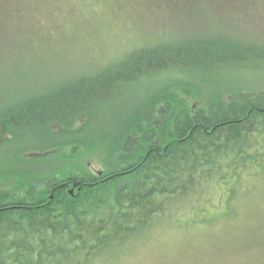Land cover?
Listing matches in <instances>:
<instances>
[{
  "label": "trees",
  "instance_id": "obj_1",
  "mask_svg": "<svg viewBox=\"0 0 264 264\" xmlns=\"http://www.w3.org/2000/svg\"><path fill=\"white\" fill-rule=\"evenodd\" d=\"M254 60L264 62V42L142 43L92 76L1 103L0 264L117 259L168 213L217 199L218 221L232 219L247 196L262 197L264 91L218 89L200 102L187 78L211 84L212 71ZM58 155L89 163L38 168Z\"/></svg>",
  "mask_w": 264,
  "mask_h": 264
},
{
  "label": "rangeland",
  "instance_id": "obj_2",
  "mask_svg": "<svg viewBox=\"0 0 264 264\" xmlns=\"http://www.w3.org/2000/svg\"><path fill=\"white\" fill-rule=\"evenodd\" d=\"M200 35L263 43L264 0H0V104L92 76L139 44ZM217 70L211 84L188 73L201 90L196 100L214 99L218 89L264 91V62ZM83 163L87 157L58 155L38 168ZM214 200L166 214L120 258L96 264H264V191L247 196L232 219L218 221L224 207Z\"/></svg>",
  "mask_w": 264,
  "mask_h": 264
}]
</instances>
